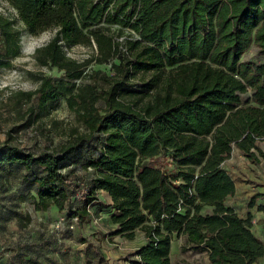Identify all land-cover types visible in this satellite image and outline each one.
I'll list each match as a JSON object with an SVG mask.
<instances>
[{"label": "trees", "instance_id": "1", "mask_svg": "<svg viewBox=\"0 0 264 264\" xmlns=\"http://www.w3.org/2000/svg\"><path fill=\"white\" fill-rule=\"evenodd\" d=\"M9 1L17 18L0 11V67L21 54L24 30L55 27L35 57L61 71L41 73L38 87L24 93L38 101L19 126L50 113L61 96L84 126L38 152L0 144V165L25 168L35 209L54 205L84 222L105 190L113 206L108 235L147 237L130 264H172L177 235L183 251H205L212 264L259 263L264 238L251 215L226 205L236 184L223 163L234 146L253 160L264 156L257 142L264 139V0ZM74 45L91 52L74 57L64 47ZM253 45L258 59H243ZM93 63H110L111 72ZM98 136L103 145L84 162L93 172L83 188L66 161ZM17 207L11 216L25 226L32 215Z\"/></svg>", "mask_w": 264, "mask_h": 264}, {"label": "rangeland", "instance_id": "2", "mask_svg": "<svg viewBox=\"0 0 264 264\" xmlns=\"http://www.w3.org/2000/svg\"><path fill=\"white\" fill-rule=\"evenodd\" d=\"M0 11L17 18V10L9 0H0ZM17 23L21 26L24 25L20 19H17ZM55 32V27H49L38 33L24 30L21 39V54L11 59L10 66L0 67V144L9 142L38 152L42 148L54 147L71 139L74 128L84 129L81 121L77 119L76 113L69 108L65 96L58 98L55 108L47 115L34 117L28 126H19L30 116L28 107L32 104L36 106L38 101L37 94H33L32 98L28 99L24 93L38 87L41 73L57 77L61 74L57 67L40 65L35 57L36 48L45 44ZM127 33L126 29L120 38H123ZM64 47L68 54L77 58L86 57L91 52V48L86 45ZM242 57L243 59H258V47L251 46ZM91 66L108 73L111 72L110 63H93ZM100 103L103 104L102 101ZM102 145V136H98L92 143L85 144L75 154L70 155L66 161L64 169L72 170L71 178L83 188L88 185L90 173L93 172L92 168H85L84 162L97 154ZM258 145L264 150V139L259 140ZM226 167L241 188V192L245 193V189L250 188L262 189L263 194L260 195V199H264V156L260 155L259 161H256L247 157L240 150H236L226 161ZM25 171V168L19 165H0V243H4L6 251L20 248L28 239L39 243V240H33V237L38 236L40 232L45 235L44 240H50L48 245L49 243H54V245L60 243L59 245L63 247L68 240V243H72L73 247H76L79 244H76L78 238L87 235L90 238L89 242L91 241L89 247L91 252L94 253L96 245L102 247L103 241H101L100 234L93 233L95 222L92 217L88 221L80 223L75 217L69 220L63 213L57 214L51 210L38 211L35 209L31 204V195L34 193L33 184L22 180ZM21 193L25 194V200H20ZM252 196L248 197L244 194L242 197L247 201L241 203L250 205ZM101 197L105 198L103 195ZM230 200L231 197H228L227 202H231ZM13 203H20L18 206L20 211L31 213V222H26L25 226H21L17 217L11 216L12 213L9 209L17 207ZM245 208L243 206L240 210L244 212ZM1 211H6L8 217L5 218ZM256 226L264 232V218L257 221ZM65 237H67L66 241L63 239ZM180 239L177 237L175 240L171 255L172 264L181 260H185L189 264H209L205 253L195 250L183 251ZM110 243L114 246L110 249L111 252L121 254L122 250L123 254L119 256L126 259L127 263L129 253L132 251L131 245L127 244L125 238L119 239L118 237L112 240L110 238ZM40 245L41 243L35 244L34 247L41 248ZM83 247L85 246L83 245ZM124 254L126 257L123 256Z\"/></svg>", "mask_w": 264, "mask_h": 264}, {"label": "crops", "instance_id": "3", "mask_svg": "<svg viewBox=\"0 0 264 264\" xmlns=\"http://www.w3.org/2000/svg\"><path fill=\"white\" fill-rule=\"evenodd\" d=\"M236 150H240L242 153H244L239 147L234 146L230 156ZM230 156L223 163V167L227 171L228 169L226 167V161L229 160ZM235 184H236V191L234 194L228 195L225 198L226 205L232 206L235 209V211L242 217H248L249 215H251L253 219V226H252L253 231L257 235L264 238L263 230L260 227L256 226L257 221H259L261 218H264V210L258 208L259 204H264V199H260L261 194L256 198V203L253 206L247 204L243 205L241 203L247 201V199H244V197H242L244 194L245 196L251 197L254 193L257 192L263 194V190L250 188V189H245L246 192L244 193L243 191L241 192V188L236 182ZM101 195H103L105 198L103 199ZM99 196L100 198L95 200L94 203H91L90 205L91 213L89 218L92 217L95 222V225H93L94 227L93 233H99L100 238L102 239L101 241H103L102 247L96 245L94 253L91 252V249L89 248L91 241L89 242L90 238L87 235L86 236L82 235L78 238L76 244L77 243L79 244L76 247H73L72 243H68L69 241L67 240V237H65L63 239L65 241L67 240V242L62 247L59 245L60 243L58 245H54V243H49L48 245V241L50 240L48 239L44 240L45 235L42 232H40L38 233V236L36 235L35 238L33 237V240L38 239L39 243H41L40 245L41 248L34 247L35 244L39 245V243H34V241H30V239H28V241L24 243V245H22L20 248L9 251L5 250L4 243H0V264H130L129 261H127L126 263V259L124 260L122 257L119 256L123 254L122 250H121V254H113L110 250L114 247L110 243V238L112 240L115 237H118L119 239L125 237H122L120 235H114V236L108 235V232L112 227V220H111V213L113 212L112 199L109 193L105 190H101L99 192ZM228 197H231L230 200L231 202H227ZM243 206L246 207L244 212L240 210L241 207ZM209 209H210L209 206L204 207V211H208ZM46 210H51L52 212H56L57 214L63 213L64 215H66L65 211H59L57 207H55L54 205L50 206ZM38 211H42V210H38ZM68 219L71 220L70 217H68ZM84 222H80V223H84ZM177 237L181 238L180 246L184 240L183 235L174 236L171 245V255H172V251L174 250L175 240ZM125 241L127 242L128 245H131L130 249L132 251L129 253L130 254L129 257H134L133 252L147 242V237L142 230H138L134 238L132 239L125 238ZM28 243L29 244L31 243L32 247H27L26 245ZM83 245L85 247H83ZM120 247L122 248V245H120ZM200 253H205L208 258L209 264H212L211 261L209 260L208 254L205 251H201ZM123 256L126 257L125 254ZM259 262L260 264L263 263L264 258H261Z\"/></svg>", "mask_w": 264, "mask_h": 264}]
</instances>
